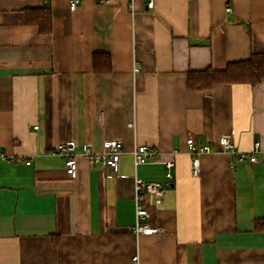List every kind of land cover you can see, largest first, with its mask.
<instances>
[{"label": "crops", "instance_id": "0c3cea01", "mask_svg": "<svg viewBox=\"0 0 264 264\" xmlns=\"http://www.w3.org/2000/svg\"><path fill=\"white\" fill-rule=\"evenodd\" d=\"M44 8L46 32L28 21ZM254 53L264 0H0V149L16 158L0 161V264H264L261 152L232 164L218 149L230 133L239 151L264 148V80L190 83ZM189 137L218 149L196 177ZM108 138L124 144L119 172L83 156ZM63 142L77 144L75 177L51 153ZM139 144L175 160L171 179L162 162L136 171L164 184L150 235L130 229Z\"/></svg>", "mask_w": 264, "mask_h": 264}, {"label": "built area", "instance_id": "2783aa9c", "mask_svg": "<svg viewBox=\"0 0 264 264\" xmlns=\"http://www.w3.org/2000/svg\"><path fill=\"white\" fill-rule=\"evenodd\" d=\"M106 1V0H105ZM79 0H70V8L75 9L78 6ZM156 0H146V6L148 9L155 7ZM231 4L226 6L227 10H231ZM38 128V125H35ZM220 150L229 153L233 162L249 161L251 163L256 162L258 157V151L261 152L262 159L264 161V148L261 147L260 142L255 144L254 150L251 151H239L236 147L233 134L222 135L218 140ZM77 144L74 142H63L57 144L52 150V154H58L64 157L66 172L75 177L77 174ZM188 152L191 155V172L193 176L200 174V157L205 152H212L218 149L210 143H203L197 145L193 137L187 139ZM124 144L119 138H108L104 140L103 149L100 151L94 150L90 143H86L83 146V156L92 164H100L102 167H109L115 172L120 171V161L124 153ZM133 156V167L135 169L134 181H135V203H136V222L130 228L136 234H155L162 232L164 229L155 226L150 222V210L148 203V196L152 195L156 202H160L164 195V184L156 180H146L137 175V169L139 166L151 163L162 162L166 167L165 176L167 179L173 177V168L175 166L174 159H163L162 153L147 144L135 145L131 151ZM178 153V150H174V154ZM16 158L9 153L0 149V161H15ZM27 164L31 163V160H26ZM139 255H134V260L137 261Z\"/></svg>", "mask_w": 264, "mask_h": 264}, {"label": "trees", "instance_id": "16d2710c", "mask_svg": "<svg viewBox=\"0 0 264 264\" xmlns=\"http://www.w3.org/2000/svg\"><path fill=\"white\" fill-rule=\"evenodd\" d=\"M30 11L27 12V14ZM28 21L33 24H37L40 30H50L51 23V11L44 8V10L38 9L30 13ZM106 57L102 62L98 60V54H95V65L97 68L108 66L110 69L111 58L105 54ZM190 83L194 87H207L217 82H241L256 84L264 80V54L254 53L249 59L235 61L228 64L224 69H207L196 73V75L190 76Z\"/></svg>", "mask_w": 264, "mask_h": 264}]
</instances>
